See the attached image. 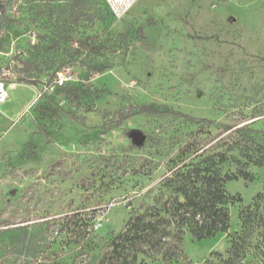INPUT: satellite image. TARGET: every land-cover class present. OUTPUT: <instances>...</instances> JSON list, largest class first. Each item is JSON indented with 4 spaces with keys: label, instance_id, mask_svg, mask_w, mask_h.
<instances>
[{
    "label": "rangeland",
    "instance_id": "rangeland-1",
    "mask_svg": "<svg viewBox=\"0 0 264 264\" xmlns=\"http://www.w3.org/2000/svg\"><path fill=\"white\" fill-rule=\"evenodd\" d=\"M38 11L6 21L4 52L15 54L33 43V34L49 31ZM83 12L97 16L81 15L75 38L126 34L123 45L111 48L115 67L86 79L82 66L71 65L37 86L6 83L0 264H87L134 209L153 203L172 168L208 147L228 154L225 170L233 171L237 159L256 174L226 184L242 197L229 204V231H238L241 209L264 190V166L245 155L264 143V0H138L123 16L89 0ZM61 78L82 97L70 102ZM142 104L213 123L142 112L112 126L116 110L132 114L131 105ZM184 243L189 261L153 256L148 264H215V252L230 245L226 232L201 240L186 233ZM262 259L256 253L245 262Z\"/></svg>",
    "mask_w": 264,
    "mask_h": 264
},
{
    "label": "trees",
    "instance_id": "trees-1",
    "mask_svg": "<svg viewBox=\"0 0 264 264\" xmlns=\"http://www.w3.org/2000/svg\"><path fill=\"white\" fill-rule=\"evenodd\" d=\"M88 1L43 0V4L38 6L36 3L40 0H23L19 12L6 18L7 21L23 15L37 6L38 12L44 14L49 23L48 32L39 34L35 42L29 43L21 54L14 56L17 82L37 86L42 82V77L51 80L71 65L82 66L86 79H89L118 64L110 56V51L126 42L125 33L115 36L96 33L75 38L74 26L80 16L85 15L87 21L97 16L83 12ZM101 1L108 9L105 1ZM60 90L70 102L82 97L77 87L69 83L60 85ZM131 108L132 114L125 113L124 108L116 110L112 126L142 112H172L191 123H213L207 118L162 109L155 104L131 105ZM236 130L247 128L237 127ZM249 131L257 132L253 129ZM262 145L253 153H245L248 161L257 166H264V143ZM228 160L226 152L213 151L209 147L201 152L197 149L194 156L181 166L172 168L170 174L162 179L153 203L134 209L121 230L111 232L101 244L99 252L90 257L87 264H148L146 258L153 256H161L165 263L175 259L189 261L184 243L186 233L201 240L218 232L227 233L230 245L225 252H215L219 258V263L215 264H246L247 257L256 253L263 256L260 261L264 264V190L256 194L251 204L241 209V227L236 232H230L229 204L242 201V197L230 194L226 184L239 178L253 181L256 174L248 169L247 162L242 163L237 159L233 171L225 170ZM29 239L28 236L25 241L32 243ZM211 263L207 259L203 264Z\"/></svg>",
    "mask_w": 264,
    "mask_h": 264
},
{
    "label": "built area",
    "instance_id": "built-area-1",
    "mask_svg": "<svg viewBox=\"0 0 264 264\" xmlns=\"http://www.w3.org/2000/svg\"><path fill=\"white\" fill-rule=\"evenodd\" d=\"M109 11L115 16H123L138 0H104ZM23 0H0V105L8 98L6 83L16 85L12 81L16 79L17 73L15 70L16 61L13 55L21 54L23 49H19L15 54L4 52V36L6 18L12 14L19 12ZM33 42L36 41V34L32 36ZM61 75V72H58ZM63 79L60 80V85L63 84Z\"/></svg>",
    "mask_w": 264,
    "mask_h": 264
},
{
    "label": "water",
    "instance_id": "water-1",
    "mask_svg": "<svg viewBox=\"0 0 264 264\" xmlns=\"http://www.w3.org/2000/svg\"><path fill=\"white\" fill-rule=\"evenodd\" d=\"M138 137V136H137ZM141 139L143 138V136H139Z\"/></svg>",
    "mask_w": 264,
    "mask_h": 264
}]
</instances>
